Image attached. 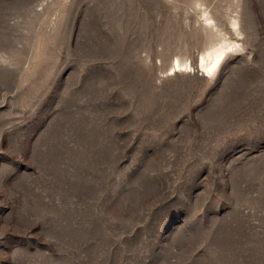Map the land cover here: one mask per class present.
Here are the masks:
<instances>
[{"label":"rangeland","instance_id":"374dc122","mask_svg":"<svg viewBox=\"0 0 264 264\" xmlns=\"http://www.w3.org/2000/svg\"><path fill=\"white\" fill-rule=\"evenodd\" d=\"M0 264H264V0H0Z\"/></svg>","mask_w":264,"mask_h":264},{"label":"bare ground","instance_id":"6f19581e","mask_svg":"<svg viewBox=\"0 0 264 264\" xmlns=\"http://www.w3.org/2000/svg\"><path fill=\"white\" fill-rule=\"evenodd\" d=\"M224 50V47H217L216 49L208 53L207 56L202 57L201 66H204V68L217 67L219 63H221L220 61L223 58L222 56L224 54ZM203 62H205V64H203ZM176 66L178 67V65Z\"/></svg>","mask_w":264,"mask_h":264}]
</instances>
